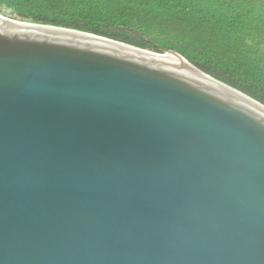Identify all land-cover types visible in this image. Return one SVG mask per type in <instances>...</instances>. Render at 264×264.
<instances>
[{
	"label": "water",
	"instance_id": "95a60500",
	"mask_svg": "<svg viewBox=\"0 0 264 264\" xmlns=\"http://www.w3.org/2000/svg\"><path fill=\"white\" fill-rule=\"evenodd\" d=\"M0 264H264V103L0 12Z\"/></svg>",
	"mask_w": 264,
	"mask_h": 264
},
{
	"label": "trees",
	"instance_id": "16d2710c",
	"mask_svg": "<svg viewBox=\"0 0 264 264\" xmlns=\"http://www.w3.org/2000/svg\"><path fill=\"white\" fill-rule=\"evenodd\" d=\"M0 12L177 51L264 103V0H0Z\"/></svg>",
	"mask_w": 264,
	"mask_h": 264
},
{
	"label": "bare ground",
	"instance_id": "6f19581e",
	"mask_svg": "<svg viewBox=\"0 0 264 264\" xmlns=\"http://www.w3.org/2000/svg\"><path fill=\"white\" fill-rule=\"evenodd\" d=\"M166 55H171V56H173V57H175V58H178V59H180V60H182V61H184V62H186L187 63V61L186 60H184V59H182L179 55H176V54H171V53H167Z\"/></svg>",
	"mask_w": 264,
	"mask_h": 264
},
{
	"label": "rangeland",
	"instance_id": "374dc122",
	"mask_svg": "<svg viewBox=\"0 0 264 264\" xmlns=\"http://www.w3.org/2000/svg\"><path fill=\"white\" fill-rule=\"evenodd\" d=\"M1 13H3V12H1ZM4 14V13H3Z\"/></svg>",
	"mask_w": 264,
	"mask_h": 264
}]
</instances>
